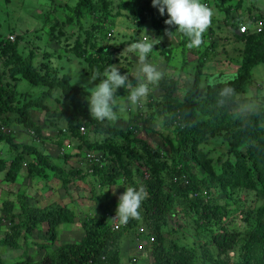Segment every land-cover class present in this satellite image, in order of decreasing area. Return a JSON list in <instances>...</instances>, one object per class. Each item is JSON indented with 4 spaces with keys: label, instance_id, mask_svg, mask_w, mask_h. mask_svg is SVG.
I'll return each instance as SVG.
<instances>
[{
    "label": "trees",
    "instance_id": "obj_1",
    "mask_svg": "<svg viewBox=\"0 0 264 264\" xmlns=\"http://www.w3.org/2000/svg\"><path fill=\"white\" fill-rule=\"evenodd\" d=\"M117 7L116 10L112 8L111 0H77L66 21L53 19L48 29L53 37L64 43L61 44L62 48L71 50L73 56L81 60L93 74L98 72L102 76L109 65L120 63L118 68L121 74L128 76V81L126 86L117 90L128 95L133 88L131 84L137 83L130 72L132 62L126 61L124 66L121 55L117 54L119 47L99 44L103 37L100 31L105 30L108 19L113 15L126 11L133 22L142 25L149 21L153 29L161 33L165 27L166 13L161 16L158 9L152 6V0H119ZM219 7L228 6L219 2ZM230 8H223V11H230ZM253 19L229 25L232 31L238 30L241 24L248 26L246 32L235 35L236 41L243 44L242 64L238 72L207 83L206 93L203 94L198 88L199 77L196 74L182 102L172 96L177 87L174 83L158 112L151 113V118L162 117L164 127H172L169 133L171 136L166 137L169 157L161 154L159 148L154 149L145 140L134 137L135 125L122 128L107 120L101 122L93 119L86 102L79 98L80 92L70 81L65 78L54 79L48 73L40 72L33 64L37 56L35 53L30 52L23 57L18 49H10L11 44L0 40L1 52L8 55L12 51L3 61L10 67V71L20 73L30 85L40 88L43 94L48 95L52 89L58 88L71 107L85 118L81 121L65 110H50L37 99L19 101L13 97L11 90L5 89L0 77V126L7 127L13 121L17 122L27 132H32L35 140L34 145L17 143L11 132L0 130V139L6 140L14 152L10 162L7 161L6 177L14 181L23 163H27L29 177L43 176L47 171L61 176L62 180L67 177L61 167L53 164L51 156L44 154L35 145V142H40L38 137L44 140L41 127L30 114V110L35 108L43 110L47 123L58 127L53 141L71 136L77 140L75 154L81 158L87 152L101 156L97 163L86 162L91 172L75 168L68 173L72 171L80 177L91 175L99 185L112 184L119 175L124 174L127 181L125 189L129 186H142L146 192L139 209V219H129L119 230L113 231L105 215L88 218L82 224L83 235L79 240L55 247L56 229L66 221L64 204L52 202L35 207L19 199L15 208L13 203L5 202L0 223L7 222L8 229L0 237V246L17 249L29 241L41 223L47 224L45 232L49 240L38 243L39 249L44 250L39 258L26 252L23 257L10 261L0 254V264H121L119 238L130 230L148 239V253L151 257L149 264H264V204L256 209L247 206L250 205L247 199L251 194L261 198L264 203V108L261 106L246 117L237 112H228L230 101L246 91L251 68L264 62V32L256 33L251 29ZM64 26L69 27V32L71 27L79 29L75 38L66 35ZM70 38H74L72 44ZM163 78H166L165 74ZM225 87L233 91L231 95L222 97L220 93ZM260 102L264 105V94ZM82 125L85 126L83 133L79 130ZM89 131L102 135L103 139L90 142L87 138ZM214 136L221 137L224 146L206 150L204 145L207 139ZM211 151L216 152L215 156L211 155ZM136 156L142 158V165L136 166L141 174L138 180L128 170L133 160H139ZM27 158L29 161H26ZM4 163L5 160L0 161V170ZM194 166L205 168L206 176L196 171ZM68 183V180L62 182V186ZM215 186H219L224 193L222 201L212 198ZM232 191L237 196L233 197ZM239 193L244 194L245 199H241ZM175 201L184 207L181 212L183 215L188 216V211H191L190 225L192 240L198 248L196 253L187 245H182L178 239L166 237L169 216L176 213ZM240 203H243L242 206ZM238 211L243 214L245 224H249L244 232L228 229ZM150 237L152 241H149Z\"/></svg>",
    "mask_w": 264,
    "mask_h": 264
},
{
    "label": "rangeland",
    "instance_id": "obj_2",
    "mask_svg": "<svg viewBox=\"0 0 264 264\" xmlns=\"http://www.w3.org/2000/svg\"><path fill=\"white\" fill-rule=\"evenodd\" d=\"M76 1L0 0V40H3L6 44H11L10 49L12 47H15L16 50L18 49L23 57L27 56L30 52L35 53L37 56L34 57L33 64L36 68L40 72L48 73L54 79L65 78L67 81H70V84L80 92L79 98L86 102L87 110L89 111V90L98 84L100 79L92 80L93 72L81 60L73 56L71 50L66 51L62 48L61 44L64 43L53 37L48 29V25L54 22L53 19H56L58 22H65ZM111 1L112 8L114 10L118 9L117 2L119 0ZM201 2L213 11L212 23L210 25L212 30L208 28L203 34L204 42L198 48H190L187 45V38L178 33L177 40L180 43L174 45L171 49L160 48V51L159 48L156 49L155 45L153 52L149 54V61L154 63L166 75V78L161 79L158 84L149 85L150 91L142 106L134 107L129 103L128 111L122 114L119 120L115 123L109 121L110 124L122 128L132 124L135 125L134 137L145 140L154 149L159 148L161 150L160 153L166 157L170 156L166 137L171 136L169 133L172 127H164L162 117L154 116L151 118V113L158 112L161 102L167 98L168 91L174 83H176L177 87L172 96L176 101L182 102L185 91L193 84L196 74L199 77L198 88L201 94H203L206 93L207 83L216 82L219 79L225 78L226 75L232 76L238 72L242 64L241 51L243 44L236 41V33L230 29L229 25L232 26V24L242 21L249 22L252 18H254L253 20L264 22V0H201ZM219 2L223 6H231L230 11H223V8L228 9V7L220 8ZM230 2L231 4H229ZM132 19L126 11H122L120 15H113V17L108 19L109 22H107L105 30L100 31L103 37L101 42L98 43L119 47L117 54L121 55V61L124 66L126 61L132 62L130 72L134 76V81L137 82L131 84L134 88L140 82L135 72L138 58L135 53H129L126 49L129 44L136 42L138 37L144 35L145 25L149 23L146 21L145 24L138 25ZM67 28L69 27L64 26L66 35L75 38L76 32L79 29L71 27V32H69ZM73 39L70 38L71 41ZM164 50H168L169 52L163 53ZM11 54L12 51L8 55H5L4 51L1 52L0 50V77L5 89L11 90L15 99L19 101L37 99L46 104L50 110L57 112L65 110V112L75 115L79 120H85L81 114L71 107V104L64 98V94L58 88L52 89L50 94L47 93L48 95L46 93L43 94L40 88L30 85L20 73L10 71V67L4 64L3 61ZM44 54L48 55L43 56ZM114 65L117 67L121 66L120 63H115ZM250 73L251 76L246 91L238 94L236 99L230 101L228 112H237L242 117H246L261 108V106L264 108V105L260 102L264 94V62L253 66ZM116 95L122 103L127 102L128 95L125 93H120L117 90ZM30 114L33 121L41 127V134L44 138V140H41L38 137L40 142H35V145L39 148L41 147L40 143L43 145L46 143L55 145L57 151L55 149L51 151L47 148L52 156L48 155L51 156L53 164L61 167V170L67 173V177L65 180H62L61 176L52 171H47V174L36 177V179L33 177L28 178L26 163V166H22L17 178L11 181L6 177L7 161L8 163L10 162L14 152L6 140L0 139V161H6V164L4 163L0 170V215L2 214V207L5 202H11L17 208L19 199L35 207L52 202L64 204L66 208L63 214L66 221L56 229L57 238L53 245L54 247L61 243L79 240L83 235L82 224L88 218H98L101 215H105L106 222L110 224L112 221L111 215L116 212L118 197L125 190L124 184H127L126 176L121 174L116 178L114 183L99 185L94 182L96 180L91 175L85 174L83 177H80L72 171L68 173L69 170L78 168L75 167L74 161L80 155L75 154L74 149L68 146L69 144H63L64 139L60 140L59 138V141H53L57 136L53 135L56 133H54L55 128L58 129V127L45 121L42 109L32 108ZM60 123H63V121ZM239 124L242 125L243 123L239 122ZM0 130L11 132L14 141L17 143L34 145V135L31 132H27L17 122L13 121L7 127L0 126ZM87 138L91 142L102 140L103 136L89 131ZM65 139L73 140V142L77 143V140L72 139L71 136ZM55 146H52V148H55ZM204 146L206 150L213 147L221 148L224 146V141L219 136L209 137ZM40 150L44 151L43 153L46 152L43 146ZM71 153H74V155ZM215 154L216 152L211 153L213 156ZM136 158L139 160H133L129 164L128 170L138 180L141 174L137 171L136 166L138 164L142 165L140 163L142 158L137 156ZM26 161H29V159L27 158ZM194 167L196 171L206 176L205 168L200 166ZM145 169L146 167H144V173ZM144 176H146V173ZM67 180L69 182L67 186H62V182H66ZM226 192L229 195L231 194L230 191ZM232 193L234 194L233 197L237 196L234 191ZM213 195L214 197L212 198L219 201L224 199V193H222L219 186L213 188ZM239 197L245 199V195L242 193H239ZM247 203L250 204L247 206L255 209L264 204L261 198L253 194L249 196ZM242 204L240 203L241 206ZM233 207L231 206L230 208ZM182 209L184 207L181 203L175 201L174 211L176 213L169 216L166 237L168 239H178L182 245H187L189 249H192L196 253L198 252V248L192 240L193 233L190 225L191 211H188V216H185L181 213ZM242 217L243 214L240 211L236 212L231 223L228 225V229L240 232L248 229L249 224H245ZM46 228L47 224L41 223L32 233L29 241L23 243L22 246H19L15 250L0 246V254L4 259L10 261L23 257L26 252L35 258H39L44 253V250L39 249L38 243L49 240L45 232ZM7 229V222L1 221L0 237L4 236ZM139 245L142 247L141 249L138 248ZM148 246L149 242L145 236H137L133 230L126 232L119 238L118 242L121 264H149L151 257L148 253Z\"/></svg>",
    "mask_w": 264,
    "mask_h": 264
},
{
    "label": "clouds",
    "instance_id": "obj_3",
    "mask_svg": "<svg viewBox=\"0 0 264 264\" xmlns=\"http://www.w3.org/2000/svg\"><path fill=\"white\" fill-rule=\"evenodd\" d=\"M152 6L158 9L161 16L167 13L164 23L169 27L164 31L168 38L178 32L187 38V45L190 48H198L204 42L203 34L212 23L213 11L201 0H152ZM173 27L175 31H171ZM160 40L161 38L148 35L145 29L142 37H138L136 42L128 45L126 51L135 53L138 58L135 72L140 82L136 87L131 88L126 103L120 101L116 92L118 88L126 86L128 76L121 74L116 65H109L102 76L98 72L92 75V80L100 77V82L89 90V113L93 119L115 123L128 111L129 103L134 107L142 106L149 94V85L158 84L163 77V72L149 61V54ZM232 91L230 87H225L220 95L227 97ZM145 196L146 192L142 186L127 187L118 197L113 218H118L121 223H127L129 219H139V209Z\"/></svg>",
    "mask_w": 264,
    "mask_h": 264
},
{
    "label": "crops",
    "instance_id": "obj_4",
    "mask_svg": "<svg viewBox=\"0 0 264 264\" xmlns=\"http://www.w3.org/2000/svg\"><path fill=\"white\" fill-rule=\"evenodd\" d=\"M165 19H167V13H166V17H165ZM148 25H145V27H146V30H147V34H149L150 36H152L153 38H161V40H160V43L159 44H157L156 45V49H158L159 48V50H160V48L161 49H171L174 45H176V44H179L180 42H179V40H177V36H178V32H176L174 35H173V37H171V38H168V36L165 34V28H168L169 26L168 25H166L165 24V27H164V29L161 31V33H158V32H156L154 29H153V27H152V25H151V23L148 21ZM145 24V23H144ZM230 27V26H229ZM209 29H211L212 30V27L210 26L209 27ZM171 31H175V28L173 27V28H171ZM174 38H176V39H174ZM226 42H227V40H226ZM172 43H175V44H172ZM155 46V45H154ZM161 51V50H160ZM168 51V50H167ZM163 53H165V50L163 51ZM57 131H58V129H56L55 128V131H54V133L55 134H53V135H57ZM64 143L63 144H69L68 146L70 147V148H72V149H74V148H76V143L75 142H73V140H67V139H64V141H63ZM65 145H64V148H65ZM42 146H43V149L44 150H46V154H49V155H51L52 156V154H50V152H48V150H47V148H49L51 151H52V149H55V151H57V148H56V146L55 145H50L49 143H46L45 145H43V144H41V147L40 148H42ZM52 146L54 147L55 146V148H52ZM42 152H44V151H42ZM44 153V154H45ZM65 153V152H64ZM74 155V154H73ZM57 159H59V158H57ZM67 161V160H66ZM82 162H83V160H81V157L79 156L78 158H76V161H74V163H75V167H78V168H86V167H84V166H86L84 163L82 164ZM73 164V163H72ZM82 164V165H81ZM28 178H31V177H28ZM35 179H36V177H34ZM44 205V204H43ZM43 205H41V206H43ZM41 206H37V207H41Z\"/></svg>",
    "mask_w": 264,
    "mask_h": 264
},
{
    "label": "built area",
    "instance_id": "obj_5",
    "mask_svg": "<svg viewBox=\"0 0 264 264\" xmlns=\"http://www.w3.org/2000/svg\"><path fill=\"white\" fill-rule=\"evenodd\" d=\"M251 29L256 33L264 32V22L261 20H254V22L252 23ZM238 30H239V33L242 34L248 30V26L246 24H241ZM79 130L83 133L85 131V126L84 125L80 126ZM81 160H83L82 164L84 163L87 166L86 162L87 163H92V162L97 163L101 160V156L99 154H92V153L87 152L85 154V157L81 158ZM23 166H26V163H23ZM84 169L85 170L87 169V172H91L90 168L88 169L86 167ZM115 213L111 215L112 221L110 222V226L113 231L119 230L124 225V223H121L118 218H113L115 216ZM152 240L153 238L150 237L149 241H152ZM138 248L141 249L142 247L139 245Z\"/></svg>",
    "mask_w": 264,
    "mask_h": 264
},
{
    "label": "water",
    "instance_id": "obj_6",
    "mask_svg": "<svg viewBox=\"0 0 264 264\" xmlns=\"http://www.w3.org/2000/svg\"><path fill=\"white\" fill-rule=\"evenodd\" d=\"M235 33L238 34V35H240V33H239V31L237 29L235 30Z\"/></svg>",
    "mask_w": 264,
    "mask_h": 264
}]
</instances>
